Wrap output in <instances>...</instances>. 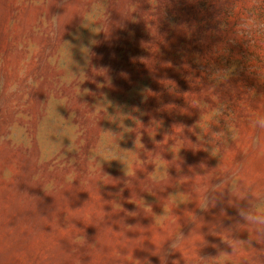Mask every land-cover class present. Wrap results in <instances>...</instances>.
<instances>
[{"label":"rangeland","instance_id":"obj_1","mask_svg":"<svg viewBox=\"0 0 264 264\" xmlns=\"http://www.w3.org/2000/svg\"><path fill=\"white\" fill-rule=\"evenodd\" d=\"M256 116L264 0H0V264H264Z\"/></svg>","mask_w":264,"mask_h":264},{"label":"clouds","instance_id":"obj_2","mask_svg":"<svg viewBox=\"0 0 264 264\" xmlns=\"http://www.w3.org/2000/svg\"><path fill=\"white\" fill-rule=\"evenodd\" d=\"M250 126L255 133L251 137L250 150L256 153L259 157H264V116H256L250 121ZM216 187H219V184ZM196 191H199V189H196ZM227 191L231 197H234L238 201H244V203L236 206L235 225L230 226L225 231L226 233H230V243H227V245L230 247L231 252L220 251L217 258L231 257L234 255L237 248L241 247L244 251L254 254V258L258 259L261 256H264V247L259 251L253 247L254 243L264 246V199H254L250 195L241 197V193L244 191V184L236 177L231 178V183L227 186ZM216 200L217 198L215 196L209 199L206 195L201 208L206 209L209 206L215 207ZM234 227L246 230L248 233V239L246 241L233 239L232 231ZM175 244L176 241H174L173 247Z\"/></svg>","mask_w":264,"mask_h":264}]
</instances>
